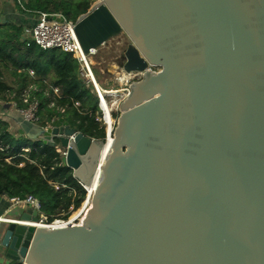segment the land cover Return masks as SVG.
<instances>
[{
  "label": "water",
  "instance_id": "obj_1",
  "mask_svg": "<svg viewBox=\"0 0 264 264\" xmlns=\"http://www.w3.org/2000/svg\"><path fill=\"white\" fill-rule=\"evenodd\" d=\"M74 33L85 54L121 51L126 74L160 72L131 85L101 162L106 139L62 118L39 129L33 140L64 152L85 190L95 186L90 207L82 226L56 229L19 213L1 230L0 256L264 264V0H100Z\"/></svg>",
  "mask_w": 264,
  "mask_h": 264
},
{
  "label": "trees",
  "instance_id": "obj_2",
  "mask_svg": "<svg viewBox=\"0 0 264 264\" xmlns=\"http://www.w3.org/2000/svg\"><path fill=\"white\" fill-rule=\"evenodd\" d=\"M98 1L54 0V4L66 20L75 23ZM23 8L30 15L55 11L44 0H27ZM22 33L21 25L0 24V104L25 109L28 104L23 103L22 94L33 88L30 101L38 102L36 126L46 129L62 118L85 137L105 142V127L97 121L101 116L98 98L80 76L78 62L59 50L27 45L21 40ZM14 114L19 115L14 111L8 115L12 121L17 118ZM25 194L39 202L48 225L68 220L86 198L72 170L63 167L58 149L12 131L0 116V198H22Z\"/></svg>",
  "mask_w": 264,
  "mask_h": 264
},
{
  "label": "built area",
  "instance_id": "obj_3",
  "mask_svg": "<svg viewBox=\"0 0 264 264\" xmlns=\"http://www.w3.org/2000/svg\"><path fill=\"white\" fill-rule=\"evenodd\" d=\"M27 0H16L15 4L20 9L23 14H28L29 12L24 10L23 5ZM55 10L52 14H35L37 15V20L35 24L29 28L23 30L21 40L29 43L35 44L45 51L59 50L63 53L71 55L79 65V74L86 81L87 85H91L93 92L98 98V106L101 111V116L97 119L104 127L106 131V142L108 140L112 141L113 131L115 129L117 115L120 114L119 106L129 95V89L131 85L139 81L145 73L156 74L160 72V69L151 65H148L146 70L137 74H126L122 69L119 74V82L127 81L128 87L124 90H115L106 92L103 90L94 75L93 69L95 67L94 58L98 55L99 50L102 48H107L106 44L101 45L97 49H91L85 54L76 38L74 33L75 23L68 21L65 17H61ZM110 50V49H109ZM126 83V84H127ZM34 89H28L23 92L22 99L23 103L28 104V107L22 110L16 109L14 106L0 104V107H7L8 111H14L19 114L26 122L36 124L37 123V112H38V102L35 99L30 101V91ZM54 94L57 95L58 91L54 90ZM64 110H60L63 113ZM117 114V115H116ZM119 116V115H118ZM45 130V129H44ZM73 138H69L71 141ZM61 155L65 153L62 152ZM63 167L67 168V165L62 162ZM95 183V182H94ZM95 186H91L86 191V198L81 206V208L75 212L66 221H55L52 224H46L45 219L41 214V206L39 202L32 197L30 194H25L22 198H11L6 200L8 210L21 209L31 210L37 212L38 223L31 224L33 227H43L46 229H56L57 227H67L68 225L82 226L85 219V212L90 207V201L94 192ZM0 222L3 223H17L15 220H9L0 218Z\"/></svg>",
  "mask_w": 264,
  "mask_h": 264
},
{
  "label": "rangeland",
  "instance_id": "obj_4",
  "mask_svg": "<svg viewBox=\"0 0 264 264\" xmlns=\"http://www.w3.org/2000/svg\"><path fill=\"white\" fill-rule=\"evenodd\" d=\"M109 49L110 48L108 46L107 48L100 49L98 55L94 58V75L96 76L101 88L106 92L115 90L119 91L121 89L125 90L129 86L127 81L120 84L118 80L123 63L121 59L122 53L121 51H111ZM9 112L10 111L7 110V107H3V109L0 111V116H3V119L7 121L8 124L13 128V121L10 119V117H8ZM17 118L20 120V125L24 128V131H26L30 136V139H34L35 136L40 132L39 129L41 128L33 123L26 122L21 116H17ZM117 118H114L115 121H117Z\"/></svg>",
  "mask_w": 264,
  "mask_h": 264
},
{
  "label": "crops",
  "instance_id": "obj_5",
  "mask_svg": "<svg viewBox=\"0 0 264 264\" xmlns=\"http://www.w3.org/2000/svg\"><path fill=\"white\" fill-rule=\"evenodd\" d=\"M44 1L47 4L52 5L54 10H57L54 4V0H51V3H49L46 0ZM36 20H37V15L23 14L16 6L13 0H0V24H14L19 26L21 25L23 26V30H24L26 28L33 26ZM14 115L17 116L16 114ZM20 124H21L20 120L16 118V120L13 121V128L10 126L11 130L17 133H19V131L22 130L23 134L28 139H30V136L27 134L26 131H24V128ZM21 212H23V210L21 209L8 210L6 200L4 198H0V218L16 220V215H18ZM4 225L5 223L0 222V234ZM0 264H12V263H9L2 256H0Z\"/></svg>",
  "mask_w": 264,
  "mask_h": 264
},
{
  "label": "bare ground",
  "instance_id": "obj_6",
  "mask_svg": "<svg viewBox=\"0 0 264 264\" xmlns=\"http://www.w3.org/2000/svg\"><path fill=\"white\" fill-rule=\"evenodd\" d=\"M46 1H48L49 3H51V0H46ZM57 9V8H56ZM57 13H58V15H60L61 17H63V14L61 13V11L59 10V9H57ZM117 44L119 45V46H123V45H125L126 44V39L123 37V36H121V37H119V39L117 40ZM112 141L111 140H108L107 142H106V145L104 146V148H103V151H102V155H101V159H100V162L105 158V156L107 155V153L109 152V150H110V146H111V143Z\"/></svg>",
  "mask_w": 264,
  "mask_h": 264
}]
</instances>
